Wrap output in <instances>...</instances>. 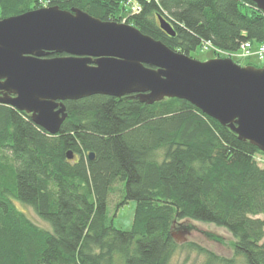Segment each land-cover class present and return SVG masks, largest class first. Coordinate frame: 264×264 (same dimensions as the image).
<instances>
[{
    "label": "trees",
    "instance_id": "16d2710c",
    "mask_svg": "<svg viewBox=\"0 0 264 264\" xmlns=\"http://www.w3.org/2000/svg\"><path fill=\"white\" fill-rule=\"evenodd\" d=\"M127 1L0 0V18L77 7L102 20H125L190 56L204 42L227 51L264 43V13L249 0H134L138 13ZM161 15L175 35L160 27ZM65 104L69 115L53 135L0 103V264H171L179 247L172 228L183 219L233 235L231 258L188 243L208 264H234L237 255L264 264V165L257 158L264 152L182 98L147 104L132 95L95 94ZM117 182L123 183L117 207L137 202L130 230L115 227L108 214Z\"/></svg>",
    "mask_w": 264,
    "mask_h": 264
},
{
    "label": "water",
    "instance_id": "95a60500",
    "mask_svg": "<svg viewBox=\"0 0 264 264\" xmlns=\"http://www.w3.org/2000/svg\"><path fill=\"white\" fill-rule=\"evenodd\" d=\"M249 1L264 13V0ZM158 20L175 35L164 16ZM95 94L132 95L147 104L186 99L264 152V66L232 57L198 60L130 23L77 7L0 18V103L55 135L69 115L65 101ZM67 157L75 158L73 151ZM184 228L178 242L192 229Z\"/></svg>",
    "mask_w": 264,
    "mask_h": 264
},
{
    "label": "rangeland",
    "instance_id": "374dc122",
    "mask_svg": "<svg viewBox=\"0 0 264 264\" xmlns=\"http://www.w3.org/2000/svg\"><path fill=\"white\" fill-rule=\"evenodd\" d=\"M191 57L198 60H208L216 57L213 49H204L199 47L197 50L191 53ZM234 61L238 62L242 66H246L249 63L258 67L264 66V58H259L256 55L251 57L242 56V52L237 55H232ZM260 163L264 165V156H257ZM123 183H115L113 192L109 196L108 214L112 219V223L115 227L123 230H130L133 226L134 215L137 202L135 200H129L128 203L117 207L122 196ZM16 205L26 213L35 223L42 227L52 231V225L39 217L34 210L21 202H15ZM260 217L264 218V214ZM192 227L190 232L185 235L186 241L178 242V248L171 258V264H208L209 259L207 255L199 253L196 249L190 247L188 243H196L212 253L223 257H234V237L223 226L216 225L212 222L199 221L195 219H183L176 222L172 228L174 237H178L185 230L184 227ZM217 237H219L217 239ZM220 264V263H213ZM234 264H248L245 258L241 255L236 256Z\"/></svg>",
    "mask_w": 264,
    "mask_h": 264
},
{
    "label": "built area",
    "instance_id": "2783aa9c",
    "mask_svg": "<svg viewBox=\"0 0 264 264\" xmlns=\"http://www.w3.org/2000/svg\"><path fill=\"white\" fill-rule=\"evenodd\" d=\"M152 1V0H147ZM127 5L131 6L132 13H138L141 10V6L136 4L134 0H128ZM204 49H213L217 54L222 56H229L237 55L239 52H242V56L251 57L253 55L258 56L259 58H264V43H257L254 41H246L241 44L240 48L236 51H227L220 49L214 46L211 42H204L202 45Z\"/></svg>",
    "mask_w": 264,
    "mask_h": 264
}]
</instances>
